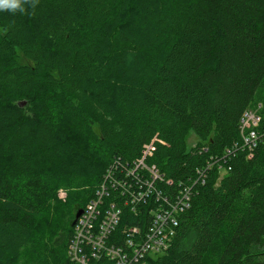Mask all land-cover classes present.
<instances>
[{"label":"trees","instance_id":"obj_1","mask_svg":"<svg viewBox=\"0 0 264 264\" xmlns=\"http://www.w3.org/2000/svg\"><path fill=\"white\" fill-rule=\"evenodd\" d=\"M257 103L264 115V0H39L24 14L0 11V264H32L54 204L67 219L59 230L50 222L53 251L77 264L71 222L108 168L119 174L147 148L166 189L179 188L238 143L241 114ZM259 141L192 186L169 249L149 264H264ZM118 198L110 189L104 207ZM119 206L117 244L138 220Z\"/></svg>","mask_w":264,"mask_h":264},{"label":"built area","instance_id":"obj_2","mask_svg":"<svg viewBox=\"0 0 264 264\" xmlns=\"http://www.w3.org/2000/svg\"><path fill=\"white\" fill-rule=\"evenodd\" d=\"M260 103L247 107L239 120V140L225 148L221 155H211L197 177L190 183H178L179 188L166 189L171 180L147 164L142 154L131 166L116 174L108 168L105 177L73 224V235L68 244V254L77 264H149V257L166 252L175 235L180 215L189 207L192 186L204 183L205 174L217 165L222 173L229 171L230 160L236 149L250 157L264 136V115ZM181 186V187H180ZM110 189L119 192L121 199H112L104 207L103 197ZM129 206L137 223L122 228L121 244L109 242L110 235L119 224L122 209ZM121 234V235H122Z\"/></svg>","mask_w":264,"mask_h":264},{"label":"rangeland","instance_id":"obj_3","mask_svg":"<svg viewBox=\"0 0 264 264\" xmlns=\"http://www.w3.org/2000/svg\"><path fill=\"white\" fill-rule=\"evenodd\" d=\"M22 61H26L23 59ZM197 141V137L193 131L188 134L186 143L187 147L194 145ZM57 198L63 199L65 197V192L63 190H59L57 193ZM56 203V202H55ZM55 204L51 206L48 210V213L45 216L46 224L43 225L45 231L40 234L34 249L30 251L28 254L27 262L29 260L32 264H58L59 259L56 252L53 251V247L58 245L60 238H58V234L54 236L55 229L50 231L49 225L52 222L53 225H56L57 229H61L64 226V222L66 221V215H61L62 213L56 208ZM51 225V228L54 227ZM59 239V240H58Z\"/></svg>","mask_w":264,"mask_h":264},{"label":"clouds","instance_id":"obj_4","mask_svg":"<svg viewBox=\"0 0 264 264\" xmlns=\"http://www.w3.org/2000/svg\"><path fill=\"white\" fill-rule=\"evenodd\" d=\"M38 3L39 0H0V11L8 10L12 13L24 14L29 7L35 9Z\"/></svg>","mask_w":264,"mask_h":264},{"label":"water","instance_id":"obj_5","mask_svg":"<svg viewBox=\"0 0 264 264\" xmlns=\"http://www.w3.org/2000/svg\"><path fill=\"white\" fill-rule=\"evenodd\" d=\"M81 212H82V209H78V210L75 212V215H74V218H73V220H72V222H71V225H73V224L75 223L76 218L81 214Z\"/></svg>","mask_w":264,"mask_h":264}]
</instances>
